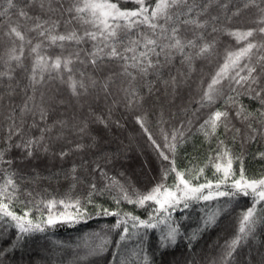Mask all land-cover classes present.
I'll return each instance as SVG.
<instances>
[{
	"label": "trees",
	"instance_id": "trees-1",
	"mask_svg": "<svg viewBox=\"0 0 264 264\" xmlns=\"http://www.w3.org/2000/svg\"><path fill=\"white\" fill-rule=\"evenodd\" d=\"M76 2L78 0H35L27 6L26 0H14L15 7L8 9L7 16L0 17V72L8 73L0 76V152H4L6 161H12L10 165L0 163V186L6 179H13L17 185L13 208L19 215L26 208L31 209L29 218L34 224L46 220L49 214L58 219H62L61 214H66L64 218L71 221L57 223L54 227L42 224L45 231L25 234L22 239H18L19 232L14 222L0 223V264H118L116 259L122 247L112 243L103 253L92 254V249L101 243L96 234L107 236L110 241L118 239L116 232L110 231L116 218L97 216L98 206L113 211L119 209L121 214L130 212L146 220L157 205L147 202L146 206L139 207L121 202L117 206L112 199L117 190L109 191L106 185L115 179L130 190L146 192L160 182L162 163L168 164L158 158L148 134L136 122L137 116L144 117L149 132L161 146L165 143L162 130L169 134V142L174 129L184 130L183 141L176 149V167L181 171L192 168L195 170L193 175L203 168L199 181L194 183L215 180V169L209 166V157L216 154L221 140L234 156L243 158L247 177L264 176V158L260 155L264 153V128L260 123L264 117L259 115L264 108L260 100L250 98L241 88L237 104H226L227 97L236 94L229 90L228 80L224 79L221 81L224 86L222 94H218L212 107L200 108L197 103L208 89L212 77L225 63L228 52H237L245 46L246 42L237 43L236 38L228 33L257 27L255 21L261 15L257 7L245 8L249 0H214L207 13L199 17L201 21H207L206 27L195 29V35L191 26H185L181 32L186 39H196L198 46L212 44L208 53L196 55L197 47L185 48L183 54L171 50L168 59L164 55L153 56V60L161 61L159 71L149 70L147 75L141 76L136 69L129 67L136 77L132 79L124 74V61L104 57L96 65L91 63L88 53L94 51L93 44L99 41V37L98 41L85 40L79 44L74 41L53 44L38 32L28 30L34 27L36 19L24 21L18 15L19 9L24 8L29 16L38 17L40 22L48 21L45 28L58 21L52 35L72 30H76L78 35H83L85 29L95 31L91 25L77 20L67 23L71 17L65 10ZM196 3L203 7L207 0H196ZM133 6L131 3L123 5L126 8ZM7 7V0H0V12ZM17 23L22 25L20 30L25 34L23 42L15 36L5 35L8 25ZM248 41L264 43V34L257 33ZM37 44L41 47L33 52L32 48ZM100 46L103 47L102 44ZM13 48L21 57L19 62L9 59ZM144 50L137 46L135 53H124L129 57L127 63L131 65V57L139 56ZM76 53H79V58ZM185 55L192 57L190 62L185 61ZM260 56H264V48L253 49L237 67L229 68L228 75L236 72L240 76L247 75V69L241 71V68L245 64H256ZM38 57L46 58L49 65L57 57L62 61L71 60V71L64 69L63 65L58 71L41 70L37 66L34 73ZM257 72H260L259 68ZM69 77L78 82L75 93L70 87ZM79 82L84 84L83 88L79 87ZM259 86L264 87V73L260 75ZM233 87L239 86L233 84ZM132 91L136 93L135 99L130 95ZM241 104L246 113H252L247 120L236 115ZM25 106L27 108L22 112ZM197 109L198 118L193 116ZM217 109L228 112L230 130L226 132L221 126L215 135L206 137L200 130V124ZM41 112L44 113L43 120ZM190 119L193 121L191 126L187 123ZM11 124L19 127L22 135H13L9 141ZM42 129L48 131L42 133ZM253 129L262 133L255 140L249 139L250 134L255 135ZM41 137L43 139L31 157L27 156L25 149L15 146L21 139ZM132 141L148 161L149 174L139 168L137 157L130 149ZM77 145L82 147L77 149ZM62 152L67 155L61 157ZM74 166L75 172L72 171ZM233 169L238 178V161H234ZM174 178V174L169 177V185ZM92 184L96 185V191L89 201ZM221 190H225V186L222 185ZM76 201L80 204L77 205ZM251 203V198L244 196L231 200L226 196L218 197L199 207L198 202L189 201L188 208L172 212V224L179 229V234L175 243L167 242L166 247L161 246V237L165 236L163 232L155 228L133 229L129 221L130 232L139 233L137 239L130 241L141 240L145 232L149 236L145 246L141 240V245L124 264H144L145 257L148 258L147 264H264V224L258 225L255 234L241 242L231 257L226 256L227 245L238 234L239 222ZM214 207L216 223L204 228V221L212 215ZM77 210L85 214L77 218ZM190 210L195 213L193 221L184 220Z\"/></svg>",
	"mask_w": 264,
	"mask_h": 264
},
{
	"label": "snow or ice",
	"instance_id": "snow-or-ice-1",
	"mask_svg": "<svg viewBox=\"0 0 264 264\" xmlns=\"http://www.w3.org/2000/svg\"><path fill=\"white\" fill-rule=\"evenodd\" d=\"M213 2L214 0H207V3H205L203 7H200L196 3V0H78V2L74 3L65 11L71 17L67 23H71L72 20H77L82 24H89L95 29V31L85 29L83 35H78L76 30L69 31L66 34L52 35L51 32L54 31L58 21H53L49 28H45L44 25L47 24L48 21L40 22L38 17L33 18L29 16L24 8L19 9L18 15L24 21L36 19L37 22L34 27L28 30L38 32L39 36L47 38L53 44L57 41H74L79 44L85 40L98 41L99 37V41L93 44L94 51L88 53V56L91 58V63L96 65L98 61L104 57H107L109 60L115 59L124 61V74L135 79L136 77L129 71V67L136 69L141 76L147 75L149 70L159 71L161 61L159 59L153 60V56L159 57L164 55L166 59H168L170 58L171 50L183 54L185 48L197 47H199V51L196 55L199 56L208 53L213 47L212 44L204 43L202 46H198L196 39H186L181 36V32L184 30L185 26H191L193 31L206 27L207 21H201L199 17L207 13L208 8ZM33 3H35V0H26L27 6ZM129 3L134 6L132 8L123 7V5ZM7 6V9L0 12V17L7 16L8 9L15 7L14 0H7ZM249 6L257 7L261 13L259 19L255 21L257 27L249 28L246 31L236 30L228 33L230 36L236 38L237 43L241 41L246 42L245 46L241 47L237 52H228L225 63L220 67L216 75L212 77L208 89L204 91L201 99L197 101L200 108H210L215 104L218 94H222L224 86L221 81L224 79L228 80L229 90L236 94L235 96H228L226 104L235 106L241 94L239 89L242 88L245 90L244 94H247L252 99L260 100L262 108H264V87L259 86L260 75L264 73V56H260L256 64H245L243 68H241V71L247 69V75L240 76L239 72H236L235 75L232 76L228 75L229 68L237 67L239 61L244 57L250 56L253 49L264 48V43H252L248 41L249 37H253L257 33L264 34V26H259L264 25V0H249V2L245 4V8ZM40 7L43 8V3H41ZM73 13H75V15H72ZM85 13L87 15H84ZM237 14L238 12L233 15ZM213 19L215 20L216 17H213ZM161 20H163L164 23H160ZM21 27L22 25L19 23L15 25L9 24L8 31L5 32V35L9 37L15 36L23 42L25 40V34L20 30ZM213 31H217V29L213 28ZM198 38L202 39L203 37ZM101 44L103 47L100 46ZM60 46H63V44ZM137 46H142L145 50L141 51L139 56L133 55L131 57L133 63L129 65L127 63L129 57L124 53L129 51L135 53ZM40 47L41 45L37 44L32 48V51L37 52V49ZM157 48L160 49L159 52ZM20 49L22 53L23 44H21ZM15 52V48L11 49L9 59L19 62L21 57L16 55ZM75 55L79 58V53ZM184 59L190 62L192 57L190 55H185ZM70 63L71 60L65 59L62 61L60 57H57L49 65L46 58L38 57L33 72L35 73L37 66H39L41 70L49 69L58 71L61 69L62 65L64 69L71 71L69 68ZM257 68L260 69V72H257ZM3 75H8V73L0 72V76ZM33 80L35 81V77H33ZM69 80L71 81L70 87L73 93H75L78 82L72 80L71 77H69ZM173 83H175L174 78ZM233 84L239 87H233ZM254 85L256 87H254ZM79 87L83 88L84 84L79 82ZM130 95L135 99L136 93L134 91H132ZM26 108L27 106L21 111H25ZM198 112L199 109L193 112V116L198 118ZM236 115L247 120L252 113H246V110L241 104L236 111ZM259 115L264 117V110H261ZM41 119H44L43 112H41ZM136 122L144 132L148 134V139L151 141L152 145H154L155 151L158 153V158L161 159L162 162H168L167 165H163L162 163L161 180L146 192H140L135 189L130 190L120 184L119 181L110 178L111 183L106 185V189L109 191L112 189L117 190V194L112 197L117 206H119L121 202H126L135 206L144 207L147 202H152L158 207L153 208L152 213H150L148 219L145 220L130 212H123V214H121L119 209L113 211L98 206L99 210L96 212L97 216L103 215L116 218L110 231H115L118 239L110 241L107 236L96 234L101 240V243L92 249V254L103 253L109 243L114 244L116 247H122L132 236L137 235L136 232H130L128 227L129 221H131L133 229H138L140 227L152 229L158 227L160 223H167L170 221L173 211H183V209L188 208L190 206L189 201H208L225 196L230 200L239 196L250 197L252 203L247 211L243 213L242 219L239 222L238 234L227 245L228 250L226 256L231 257L241 242H246L250 236L255 234L257 226L264 224V176L260 178L247 177L243 167V158L234 156L231 150L225 147L224 142L221 140L219 141L216 154L209 157V166L215 169L213 173L216 177L215 180L205 179L204 183H194V181H199L200 174L204 171L203 168L199 169V171L193 175L195 170L192 168L181 171L176 167V149L179 143L183 141L184 130L174 129L170 134L171 142H169V134L162 130L165 143L161 146L149 132L143 116H137ZM187 123L191 126L193 121L190 119ZM260 123L261 127L264 128V120H261ZM221 126L224 127L226 132L230 130L228 112L217 109L211 112L203 123L200 124V130L204 132L206 137H209L215 135L217 128ZM249 127L251 128L252 125L249 124ZM41 131L43 133L48 131V129H42ZM236 131L239 132V129H236ZM253 132L255 135L250 134L249 139L255 140L257 135L262 134L256 129H253ZM13 135H22L19 127L15 124L9 125V141ZM42 139L43 137L40 139H21V142L15 146L25 149L27 156L31 157L36 145L40 144ZM81 147V145H77V149ZM221 148H223V151L220 150ZM60 155L63 157L67 155V153L62 152ZM260 155L261 158H264V153ZM225 158H227L226 163ZM234 161L240 163L238 178L236 171L233 169ZM0 163H7L10 165L12 161H6L4 159V152H0ZM72 171H76L75 166ZM173 174L175 178L173 183L169 185L168 179ZM222 185L225 186V190L223 191L220 190ZM9 188H11V191H9ZM91 189L92 191L89 192V201L91 200L92 193L96 191V185L92 184ZM16 190L17 185L11 178L6 179L3 186H0V197L3 198L0 199V223H8L9 221L14 222L19 232L18 239H22L25 234L34 231H45L42 224L48 227H54L57 223L71 222L67 218H64L66 214H61L62 219H58L49 214L46 220L34 224L33 220L29 218L31 209L26 208L22 215L17 214L14 210L13 201L15 199L14 194ZM205 190H207V192H205ZM102 191L103 190H101V192ZM61 203H63V201H61ZM76 204L79 205L80 202L76 201ZM49 206H51V204ZM84 214L85 213L77 210L75 215L78 218ZM161 214H163V219H159ZM153 220H156V223H153ZM215 223L216 214L210 215L204 221V228L210 227ZM178 234L179 229L172 227L169 223L167 235L161 238V246L166 247L169 241L175 243ZM142 239L143 238H141V240ZM147 260L148 258L145 257L144 264H147ZM121 264H124V262L121 261Z\"/></svg>",
	"mask_w": 264,
	"mask_h": 264
},
{
	"label": "rangeland",
	"instance_id": "rangeland-1",
	"mask_svg": "<svg viewBox=\"0 0 264 264\" xmlns=\"http://www.w3.org/2000/svg\"><path fill=\"white\" fill-rule=\"evenodd\" d=\"M129 145H130V149L132 150V152H134V154L137 157V163H138L139 168L141 169V171L144 170V171H146L149 174V171L147 170V167H149V163H148V161H145V158L143 157V153L140 152V150H139L140 147L136 143H134L133 141L130 142ZM142 149H145V148L142 146ZM47 160L51 162L52 158H48ZM205 192H207V190H205ZM209 201H211V200H208V201L200 200V201H191V202H198V206L197 207H199V206H202L204 203L209 202ZM215 211H216V207H214L213 213H210V214H212V215L215 214L216 213ZM194 214L195 213H194L193 210L188 211L185 214L184 220L185 219H189L190 221H193L192 217L194 216ZM159 219H163V216H161ZM199 221L200 222L202 221L201 217H199ZM153 223H156V221H154ZM169 223L171 224L172 227H175L172 224V219H170V221H168L167 223H160L159 226L156 227L155 229L158 230L159 232H163L164 235L166 236L167 233H168V224ZM142 234H143V236H142L143 239L142 240H143V242H145L147 240L148 236H149V233L145 232V233H142ZM137 237H139V233H137V235H135V236H132L128 241L125 242L124 246H122V248L120 249V254L118 255V257L116 259L118 264H121V261L125 262V261H127V259L131 258V255L134 253V251L141 245V243H140L141 240H139V241L138 240L130 241L131 239H137ZM145 244H146V242L143 244V246H145Z\"/></svg>",
	"mask_w": 264,
	"mask_h": 264
}]
</instances>
